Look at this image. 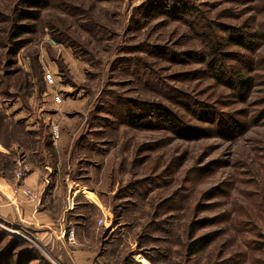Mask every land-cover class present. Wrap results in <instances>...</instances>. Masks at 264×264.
I'll list each match as a JSON object with an SVG mask.
<instances>
[{"label":"rangeland","instance_id":"374dc122","mask_svg":"<svg viewBox=\"0 0 264 264\" xmlns=\"http://www.w3.org/2000/svg\"><path fill=\"white\" fill-rule=\"evenodd\" d=\"M24 1L0 0V231L52 264H264V0H50L13 39Z\"/></svg>","mask_w":264,"mask_h":264},{"label":"trees","instance_id":"16d2710c","mask_svg":"<svg viewBox=\"0 0 264 264\" xmlns=\"http://www.w3.org/2000/svg\"><path fill=\"white\" fill-rule=\"evenodd\" d=\"M24 6L26 9H21L16 12V23L12 30V38L18 39L21 36L35 31V22L41 19L42 11L50 5V0H25ZM149 15H162L170 16L173 18H182L180 14L188 13L186 10H181L178 6H168L166 4H151L148 7ZM24 22V23H21ZM230 46H236L239 48H249V40L247 37L241 35H233L229 38ZM23 44V43H22ZM218 52V51H216ZM205 60V59H204ZM237 73V72H235ZM243 87H247L251 80L241 79ZM230 86H234L230 81H226ZM152 112L158 115V120L162 127L171 129L176 134L184 136L181 120L170 109L160 104H153ZM199 118L203 122H214L209 115H202ZM143 116L131 115L129 116V124L132 126H138L142 124ZM211 120V121H210ZM148 127L156 128L158 125L153 126L151 122L147 123ZM187 134V133H186ZM186 136V135H185ZM206 238L194 240L190 242L188 246V253L191 256L197 255L200 251H203L208 245ZM0 264H52L46 260L35 249H25L23 244L15 239H8V237L0 231Z\"/></svg>","mask_w":264,"mask_h":264},{"label":"crops","instance_id":"0c3cea01","mask_svg":"<svg viewBox=\"0 0 264 264\" xmlns=\"http://www.w3.org/2000/svg\"><path fill=\"white\" fill-rule=\"evenodd\" d=\"M39 179H40L39 174L37 172H34L26 179V183H27L26 185L29 187H31V186L34 187L35 184H38ZM86 196L87 197L90 196L88 198L90 200H92L93 202H96V197L92 193H86ZM19 198L20 197L17 195L16 196L14 195V197H12V198L10 197V200L4 197V199L0 201V207H1V210H3L1 212H3L4 214L13 216L14 218H17V215H19V214L16 210L18 209L17 207H18V203H19V201H18ZM28 205H29V203H28ZM30 207H27V210H26V212L27 213L29 212V214H31L30 211H32V205H30ZM15 208H16V210H15ZM36 210H37V208H36ZM36 210H35V212L33 211V213L36 214L38 212ZM31 217L36 219V216L34 214Z\"/></svg>","mask_w":264,"mask_h":264},{"label":"built area","instance_id":"2783aa9c","mask_svg":"<svg viewBox=\"0 0 264 264\" xmlns=\"http://www.w3.org/2000/svg\"><path fill=\"white\" fill-rule=\"evenodd\" d=\"M53 135L55 139L59 138V131L55 130L53 131ZM29 172V170L27 169V167L25 165H23V163L21 161L18 162V171L16 173V177L18 179H22L23 177L26 176V174ZM23 195L26 196V198H28V200L34 204H36V202H40V199L38 198V196L34 193H32L29 190H23L22 191ZM100 224H105V220L104 219H100Z\"/></svg>","mask_w":264,"mask_h":264}]
</instances>
